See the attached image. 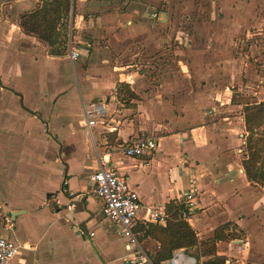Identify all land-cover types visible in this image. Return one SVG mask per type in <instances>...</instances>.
Wrapping results in <instances>:
<instances>
[{
	"label": "crops",
	"instance_id": "1",
	"mask_svg": "<svg viewBox=\"0 0 264 264\" xmlns=\"http://www.w3.org/2000/svg\"><path fill=\"white\" fill-rule=\"evenodd\" d=\"M153 3L138 7L132 0H78L72 37L83 57L76 62L55 56L35 59L34 54L50 52L23 32L19 19L3 23L0 4V199L9 196L13 208L32 214L39 227L33 229L20 216L10 218L12 231L0 236L30 246L12 264H96V260L108 264L103 253L111 262L126 264L128 239L104 218L103 203L89 181L102 156L109 160L107 167L138 192L145 210L166 209L196 185L198 210L189 224L200 249L214 242L220 228L225 234L235 230L244 236L238 244L241 254L232 253L226 248L230 243L219 239L217 256L226 262L256 264L255 237L264 239V187L245 174L240 159L246 139L240 124L230 116L219 121L217 115L204 114L211 98L235 108L231 89L252 85L238 79L251 71L249 56L241 55L239 50L244 49L238 43H245L246 37L254 44L264 42V0ZM178 11L186 17L175 41L189 46L199 38L201 54H189L184 66L188 75L181 81L171 66H160L153 70L158 71L154 76H146L147 71L135 69L136 62L162 63L176 55L166 54L170 46L157 50L156 43L171 38L167 32ZM87 42L92 49L84 51ZM255 51H259L256 45ZM260 59L263 64L264 55ZM124 88L136 98L121 101ZM93 106H104L106 112L89 130L83 113ZM139 137L155 139L158 150L150 156H126L124 146ZM61 186L65 193H58ZM68 192L76 201L67 214L78 225L73 230L76 236L66 230L67 219H59L62 213L48 204L55 195L68 202L63 196ZM145 210L135 234L139 245L153 254L158 242L140 231ZM91 214L94 217L87 220ZM83 221L95 232L97 245L81 231ZM116 234L125 242L123 252L115 255L109 236Z\"/></svg>",
	"mask_w": 264,
	"mask_h": 264
},
{
	"label": "rangeland",
	"instance_id": "2",
	"mask_svg": "<svg viewBox=\"0 0 264 264\" xmlns=\"http://www.w3.org/2000/svg\"><path fill=\"white\" fill-rule=\"evenodd\" d=\"M43 1L46 0H0V4H1V12L3 14V23L9 21H13L16 22L17 19H19L20 21V16L26 12H30L36 8H38L39 6L42 5ZM153 4L156 3V1L158 0H132L133 3H136L138 7H143L145 4H149L151 2H153ZM160 1V0H159ZM74 11H72V14L70 16L69 19V28L68 29H63L61 28V34H62V41L65 43V51L68 48V44H69V39H70V30L71 27L73 29L72 24L75 22V9L77 8V3L78 0H74ZM164 4H166V2H163ZM144 4V5H143ZM178 5V4H177ZM179 6V5H178ZM186 17L185 13L182 12H176L173 15V23L174 25L171 26V28L169 29V31L167 32L168 34H171V38L168 39V37H166L165 39L167 40L166 42L163 41L164 39L158 40L156 43V49L157 50H163L166 47L170 46L171 48L169 49V51L166 54H176L173 56V58L171 59V57H168L171 59V61H163V58H161V60L163 61L162 63H159L157 60H151V61H147V62H142V63H138L136 62L137 67H135V69L141 70V71H147L146 76H154V74L158 71H155V73H153V70H159L160 66H171L172 71L177 72V76L178 79L181 81L182 76H187V69L184 68L185 65H188V60L191 59L189 54H201V44H200V39L199 38H195L194 41L192 43L189 44V46H185V45H180L175 41V37H176V33L178 32V29L181 28L180 23L184 22V18ZM12 22V23H13ZM184 26V25H183ZM75 33L76 31H72V33ZM76 34V33H75ZM165 35H163L164 37ZM38 39V38H37ZM245 43L240 42L238 43L239 48L244 49L243 51H240V53L243 57H245V54H247L248 57V61L250 62L251 65H249L250 67H248V70H251L249 72L250 76L244 77V76H240V78L238 77L239 81H242V84H245V86L250 82L252 83V85H250L248 88L246 87H238L236 86L234 89L232 90V94H233V104L236 105L234 106L235 108H228L227 106L222 105L221 103H217V101L219 102V98H211V103L209 105V107H207L205 110V114L204 116H212V115H217L219 118H217L219 121L222 120V118H226L228 116H230L235 123L240 124L239 126L243 128V133L242 135L245 137V139H247L248 137V132L246 129V124H245V118L247 115V112L245 111L247 109V106H255L261 103H264V63L263 59H260V61H258L257 59L260 58L262 55L264 54H259V52L264 53V42L263 43H251L250 41H248L247 37L245 38ZM38 43V47L43 49L45 48L47 50V52H49L51 49L50 47L44 43L43 41H41L40 39H38V41H36ZM89 44L88 42L83 45L84 46V51H89L92 49V45H87ZM93 44V42H92ZM76 45V44H75ZM80 44H78L77 46L79 47ZM255 45L257 46L259 51H255ZM21 48H23V45L21 46ZM44 50V49H43ZM253 50V51H252ZM45 51V50H44ZM257 54H254V53ZM68 50L65 52V55L62 57H66L67 58V54ZM51 57L50 54H34V58L38 59L39 58H44V57ZM83 56H81L82 58ZM167 58V59H168ZM174 58H176L177 60H175ZM68 59V58H67ZM69 60V59H68ZM135 64V62H134ZM133 64V65H134ZM149 67V68H148ZM155 68V69H153ZM184 68V71L183 69ZM153 73V74H149ZM244 75V72H243ZM254 75V76H251ZM53 85H50L49 89H52ZM122 95L120 97V100L122 101L124 98L127 97V89H123L122 91ZM217 99V101H216ZM216 103L218 105H216ZM209 109V110H208ZM76 113V112H75ZM218 120H216V122H218ZM223 122H226L223 121ZM47 127L45 126L46 130ZM261 134H264V126L260 129L258 135H256V138H260ZM245 148V147H242ZM246 149L243 150V153H241V162L243 163L244 159H245V154H246ZM54 154H55V150H54ZM59 154V153H58ZM59 170H61L62 172L64 171L63 168H60ZM61 182L64 181V177L63 175L60 176ZM60 191H63L62 186L60 187L58 193ZM1 195V194H0ZM3 196V194H2ZM55 197H57L55 195ZM6 198H9V196L5 195V199H0V234L6 235L8 236V233L11 232L12 230H8L7 226V220L11 218L10 213L13 211H16L17 209L13 208L12 204H10L8 202V200ZM49 205H51V207L57 208L58 206H60V203H57V199L54 198V200H52V202L48 203ZM62 204V203H61ZM92 205V204H91ZM98 208H96V212L98 213ZM95 212V213H96ZM68 211L67 212H63L62 214H60L61 218L59 217V219H67V222L65 223L66 226V230H74L77 229L78 225L75 224V222H73L74 220H69L68 216H67ZM94 216L91 214L89 215V217L87 218V220L92 219ZM104 217V216H103ZM97 218V216H96ZM105 218V217H104ZM171 218V217H170ZM12 219V218H11ZM20 219H22L23 221L27 222V224H29L33 229H36L38 227V221L36 219V217H34L32 214H26V215H22L20 216ZM108 220V219H107ZM169 220V219H168ZM84 222V221H83ZM110 222V221H109ZM99 226H103V224L99 225ZM109 226V225H107ZM39 228V227H38ZM15 229V228H14ZM98 229V227H97ZM101 231H104V229L102 228ZM113 232L114 229L112 228L111 234L113 236ZM74 233V232H73ZM77 235V234H76ZM75 233L73 234V236H76ZM80 234H78L79 236ZM109 236V235H108ZM81 237V236H79ZM111 238V249L113 250V253L116 254H121L123 252L124 249V242L125 240L120 238L117 234L116 237L114 236L113 238L111 236H109ZM223 237H224V241H226L227 243H230V246H227L226 248L229 249L232 253H236V252H240L241 254V250H240V246H238V244L240 243V240H242L244 238V236L240 233L237 232L235 230H233L232 232H229L228 234L223 233ZM256 245H255V250L254 249V245L253 243L250 245V249H251V253L253 251L252 254V259H253V263L256 264H264V239L262 238V236H256ZM11 239V238H10ZM153 239V238H152ZM14 240V239H12ZM97 240L95 242H93L94 245H97ZM159 244V242H158ZM202 246V245H201ZM214 245L212 244V242H208V244H206L205 247H202V249H200V246L198 245V247L195 248H191L190 250H192L195 255L197 256V258L201 261L202 264H207L209 262H212L214 260H216L217 258H219L217 256V249L214 251ZM225 249V248H224ZM159 251V249L157 248L155 250V252ZM223 251V248L221 249V252ZM155 252L153 254H155ZM214 253V256H213ZM204 256V258L202 259V256ZM103 258L106 260V262L108 264H123L120 260H116L115 262H111V260L108 258V255L106 253H103ZM222 259V257L220 258ZM225 260V258H223ZM249 259H247L245 262H248ZM96 264L98 263V261H95ZM99 264V263H98Z\"/></svg>",
	"mask_w": 264,
	"mask_h": 264
},
{
	"label": "built area",
	"instance_id": "3",
	"mask_svg": "<svg viewBox=\"0 0 264 264\" xmlns=\"http://www.w3.org/2000/svg\"><path fill=\"white\" fill-rule=\"evenodd\" d=\"M157 14H154L156 16ZM67 58L71 62L81 59L82 53L75 46L72 37V27L70 30V39L68 44ZM106 108L103 106H93L91 109H84V124L89 130L96 125L94 120L97 117L105 115ZM90 132V131H89ZM92 136V132H90ZM158 150V142L153 138L139 137L129 141L123 148L126 156L131 158H139L150 156ZM109 160L102 156L99 158L98 168L89 175V181L93 185L92 193L98 200L103 203L102 214L108 221L115 225L121 237L128 239L125 249L127 255L125 257L126 264H200L199 259L192 250L179 248L174 250L172 256L166 260L155 262L152 254H149L138 243L135 234L136 223L145 207L142 203L140 195L132 189L128 180L118 174L115 170L107 167ZM66 185V183L64 184ZM65 193V190L62 191ZM197 186H193L179 200V204L183 207L180 212V219L190 223L192 217L197 213ZM169 215L165 209L148 207L142 218L144 225L156 224L165 226L168 222ZM8 230H12V221L7 220ZM88 239L93 244L95 232H89ZM158 249L161 245L158 244ZM29 244H21L16 240L0 236V264H12L23 250H29ZM226 264H239L233 261H227Z\"/></svg>",
	"mask_w": 264,
	"mask_h": 264
},
{
	"label": "trees",
	"instance_id": "4",
	"mask_svg": "<svg viewBox=\"0 0 264 264\" xmlns=\"http://www.w3.org/2000/svg\"><path fill=\"white\" fill-rule=\"evenodd\" d=\"M74 3V0L43 1L38 8L22 14L19 25L26 35L36 37L46 43L51 49L49 51L51 56L62 57L68 49L65 51V43L61 39L60 32L61 28L65 30L69 28L68 22L74 11ZM126 98L135 99L136 96L127 89ZM245 111L247 112L245 124L249 135L245 143L246 157L242 164L247 179L264 187V134L256 138L264 126V103L247 106ZM182 208L179 203L172 202L165 209L169 215L165 226L146 224L140 228L146 236L153 238L161 245L159 251L152 254L155 262L170 258L176 249L190 250L198 247L199 241L195 230L188 222L180 219ZM223 233H225V228L217 230L212 243L214 251L216 240L224 239ZM207 264H226V260L217 258Z\"/></svg>",
	"mask_w": 264,
	"mask_h": 264
},
{
	"label": "water",
	"instance_id": "5",
	"mask_svg": "<svg viewBox=\"0 0 264 264\" xmlns=\"http://www.w3.org/2000/svg\"><path fill=\"white\" fill-rule=\"evenodd\" d=\"M217 179H218V178H217ZM217 179H216V180H217ZM89 186H90V185H89ZM66 187H67V185H65L64 189H65ZM59 193H61V192H59ZM198 194H199V192H198ZM63 196H64V198H66V200H67L68 202L63 203V202L60 201L59 198H57V197H55V196L53 197V198H56V199H57V203H60V206H58L57 208H55V211H56L57 213L67 212V211L72 210V209L75 208L76 201H74V194H69V192H68L67 194H65V195H63ZM61 203H62V204H61ZM26 213H27L26 210H16V211H13V212L10 213L11 218H12L11 220H12V221H15V220L17 219L18 216H21V215L26 214ZM68 219H72V216H71V215H68ZM80 228H81V231L85 234V236H88L89 232H91V231H89V230L86 228V223H84V222L81 223Z\"/></svg>",
	"mask_w": 264,
	"mask_h": 264
}]
</instances>
